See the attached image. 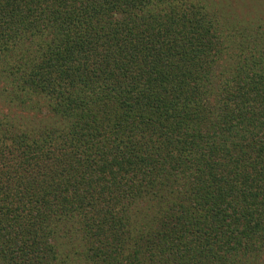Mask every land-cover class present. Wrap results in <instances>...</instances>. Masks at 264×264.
<instances>
[{
	"label": "trees",
	"instance_id": "obj_1",
	"mask_svg": "<svg viewBox=\"0 0 264 264\" xmlns=\"http://www.w3.org/2000/svg\"><path fill=\"white\" fill-rule=\"evenodd\" d=\"M208 3L0 0V264H264V34Z\"/></svg>",
	"mask_w": 264,
	"mask_h": 264
},
{
	"label": "rangeland",
	"instance_id": "obj_2",
	"mask_svg": "<svg viewBox=\"0 0 264 264\" xmlns=\"http://www.w3.org/2000/svg\"><path fill=\"white\" fill-rule=\"evenodd\" d=\"M210 4L214 6L215 9L218 11L223 12V16L225 15L224 12L230 11V16L227 17L230 20H233L235 23V20L232 16H234L238 21H241L240 23H243L244 27L242 28H248L249 30H260L264 34V0H207ZM208 3V4H209ZM216 6H215V5ZM233 9L234 11H231L229 9ZM224 18V17H223ZM230 25V28H235L237 25ZM250 25V26H246ZM226 27H228L226 25ZM239 27V26H238ZM241 28V27H239ZM1 86V82H0ZM36 102H38L40 105L42 103V100L40 98H34ZM2 99L0 98V110H3L5 106L2 104ZM64 240V239H63ZM61 240L60 242L62 243ZM84 264H89L88 262H84Z\"/></svg>",
	"mask_w": 264,
	"mask_h": 264
}]
</instances>
